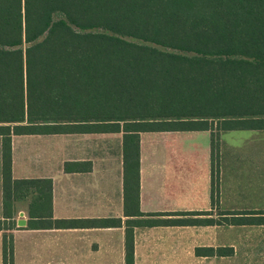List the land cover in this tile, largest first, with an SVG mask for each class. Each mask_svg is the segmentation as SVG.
<instances>
[{
  "label": "trees",
  "instance_id": "obj_1",
  "mask_svg": "<svg viewBox=\"0 0 264 264\" xmlns=\"http://www.w3.org/2000/svg\"><path fill=\"white\" fill-rule=\"evenodd\" d=\"M240 129H264V0H0V230L18 199L30 228L120 224L53 218L51 180L12 177V134L122 132L125 215L174 216L141 221L150 226L197 224L183 216L200 213L139 211V132L209 130L213 203L219 132ZM244 213L264 223V211ZM1 251L14 264L9 232ZM124 264H134L129 224Z\"/></svg>",
  "mask_w": 264,
  "mask_h": 264
},
{
  "label": "crops",
  "instance_id": "obj_2",
  "mask_svg": "<svg viewBox=\"0 0 264 264\" xmlns=\"http://www.w3.org/2000/svg\"><path fill=\"white\" fill-rule=\"evenodd\" d=\"M210 139L209 130L139 132V211L200 213L183 216L197 224L149 226L141 221L174 216L125 215L122 132L12 134V177L50 179L53 218H119L120 224L30 228L29 200L18 199L6 219L11 228L0 230V264L4 231L13 237L14 264H124L128 224L134 264H264V223L244 213L264 211V129L219 132L213 203ZM1 142L0 136L4 220Z\"/></svg>",
  "mask_w": 264,
  "mask_h": 264
},
{
  "label": "rangeland",
  "instance_id": "obj_3",
  "mask_svg": "<svg viewBox=\"0 0 264 264\" xmlns=\"http://www.w3.org/2000/svg\"><path fill=\"white\" fill-rule=\"evenodd\" d=\"M187 55H191V53H188ZM236 133V132H235ZM238 133H240V132H238ZM244 133V132H243ZM233 135V134H232ZM229 136L230 135H228V134H225V136H223V139L225 140V141H227L228 140V142H230V140H229ZM236 141H238V140H236Z\"/></svg>",
  "mask_w": 264,
  "mask_h": 264
},
{
  "label": "water",
  "instance_id": "obj_4",
  "mask_svg": "<svg viewBox=\"0 0 264 264\" xmlns=\"http://www.w3.org/2000/svg\"><path fill=\"white\" fill-rule=\"evenodd\" d=\"M17 223H18V225H24V224H25V221L21 219V220L18 221Z\"/></svg>",
  "mask_w": 264,
  "mask_h": 264
}]
</instances>
